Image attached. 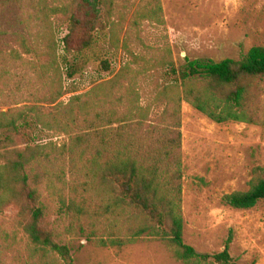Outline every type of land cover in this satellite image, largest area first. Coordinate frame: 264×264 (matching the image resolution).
Here are the masks:
<instances>
[{
    "label": "trees",
    "instance_id": "1",
    "mask_svg": "<svg viewBox=\"0 0 264 264\" xmlns=\"http://www.w3.org/2000/svg\"><path fill=\"white\" fill-rule=\"evenodd\" d=\"M148 3L150 17L162 24L159 0ZM101 16V0L77 2L61 40L67 79L92 60L110 69L95 52ZM8 34L15 45L2 42ZM56 57L49 38L41 47L37 35L0 28V103L14 104L0 111V211L16 205L29 242L67 264L70 248L47 227L49 207L67 221L65 234L98 247L158 240L181 264H239L230 254L232 231L214 253L197 252L183 239L181 104L217 124L264 125L256 100L264 94V47L253 46L238 60L185 57L180 66L163 54L144 68L164 69L162 81L155 78L147 88H136L134 65L126 64L66 102ZM221 200L235 209L263 201L264 168L255 170L246 191Z\"/></svg>",
    "mask_w": 264,
    "mask_h": 264
},
{
    "label": "rangeland",
    "instance_id": "2",
    "mask_svg": "<svg viewBox=\"0 0 264 264\" xmlns=\"http://www.w3.org/2000/svg\"><path fill=\"white\" fill-rule=\"evenodd\" d=\"M78 1L14 0L0 7L1 29L18 31L26 38L37 35L41 47L47 38L55 43L61 82L67 90L60 99L64 102L111 80L126 64L134 65L136 88L140 84L147 88L155 78L162 81L164 69L144 68L163 54L180 66L185 57L238 60L251 47H264V0H159L162 24L150 17L148 0H101L103 26L95 52L109 62L110 69L103 71L92 60L81 74L67 79L61 40ZM2 42L15 45L9 34ZM256 100L264 117V94L256 95ZM12 106L10 101L0 103V111ZM180 131L185 243L200 253L219 252L232 231L230 254L236 262L264 264V200L250 209H235L221 200L233 191H246L255 170L264 168V125L217 124L182 102ZM17 213L14 204L0 211V264H67L29 242ZM46 222L56 240L70 248L72 264H181L167 242L140 239L118 248L98 247L83 237L65 234L67 221L54 207L48 208Z\"/></svg>",
    "mask_w": 264,
    "mask_h": 264
}]
</instances>
